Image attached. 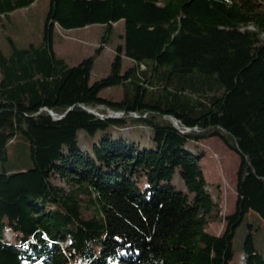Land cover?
<instances>
[{"label":"trees","instance_id":"16d2710c","mask_svg":"<svg viewBox=\"0 0 264 264\" xmlns=\"http://www.w3.org/2000/svg\"><path fill=\"white\" fill-rule=\"evenodd\" d=\"M33 1L0 0V19ZM119 18L109 71L90 82ZM56 23H100L101 44L68 65ZM6 39L0 164L22 138L32 165L0 170V264H264L233 248L252 181L264 200V0H49L38 45ZM211 137L239 158L220 234L205 229L220 214L197 149Z\"/></svg>","mask_w":264,"mask_h":264},{"label":"rangeland","instance_id":"374dc122","mask_svg":"<svg viewBox=\"0 0 264 264\" xmlns=\"http://www.w3.org/2000/svg\"><path fill=\"white\" fill-rule=\"evenodd\" d=\"M49 0H35L26 7L16 9L9 13L8 18L0 19V48L7 54L9 46L6 36H10L18 46L30 43L38 45L41 42L43 19L48 8ZM123 32V19L119 18L113 23L106 42L102 44L100 53L95 55L90 71V82L105 75L110 68L114 56L115 46L121 42L120 34ZM104 26L100 23L86 25H73L62 27L55 24L53 32V48L55 53L62 57L68 65H75L82 59L93 55L95 47L101 44ZM125 66L131 61L123 58ZM117 88L107 87L99 94L103 97H117ZM143 139L149 136L147 129L140 127ZM131 129L123 128L121 134L126 137ZM154 132L155 136L158 135ZM160 134V133H159ZM165 136V137H164ZM160 139L167 143L174 138L172 133H164ZM198 150H205L201 162L205 179L209 184V191L219 207V219L207 224L206 230L213 234H220L224 228V216L231 213L235 206L236 171L239 165L238 156L217 138L211 137L202 140ZM191 146H188L190 148ZM28 142L18 138L8 147V159L0 164V170H13L31 167ZM233 248L239 252L238 260L243 252H264V200L256 184H249L247 188L246 211L242 223L236 229L233 239Z\"/></svg>","mask_w":264,"mask_h":264},{"label":"water","instance_id":"95a60500","mask_svg":"<svg viewBox=\"0 0 264 264\" xmlns=\"http://www.w3.org/2000/svg\"><path fill=\"white\" fill-rule=\"evenodd\" d=\"M86 109L87 110H89V111H91L93 114H95V115H97V116H99L100 118H114V117H118L121 113H122V111H112V110H107V113H105V114H101V113H99L95 108H92V107H86ZM67 111V110H66ZM65 113V112H64ZM51 115L53 116V117H55L56 116V114L55 113H53V112H51ZM133 115L134 116H137V114H135V113H133ZM173 123L175 124V125H178V121L177 120H175V119H173ZM181 131H184V129H180ZM186 130V129H185Z\"/></svg>","mask_w":264,"mask_h":264}]
</instances>
